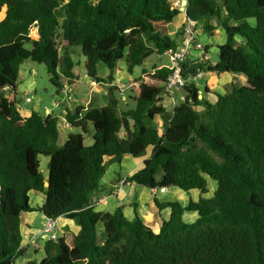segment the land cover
Masks as SVG:
<instances>
[{"label":"trees","instance_id":"obj_1","mask_svg":"<svg viewBox=\"0 0 264 264\" xmlns=\"http://www.w3.org/2000/svg\"><path fill=\"white\" fill-rule=\"evenodd\" d=\"M174 3L0 0V264H16L27 251L20 227L21 214L32 211L31 191L45 195L39 209L45 218L66 216L78 232L44 240V256L27 264H264V0H187L192 31L206 19L203 30L211 33L215 17L226 37L217 45V61L199 67L246 80L226 94L214 92V99L207 86L201 95L195 82L187 83L163 131L155 119L166 110L161 100L170 65L153 64L126 82L132 108L120 109L116 85L101 107L69 100L65 122L77 131L62 143L57 116L33 110L25 116L18 109L17 80L26 60L44 65L59 93L74 80L75 54L91 80L112 83L121 61L132 73L151 55L176 49L169 36L180 12ZM33 27L37 39L30 36ZM100 62L105 78L97 74ZM89 133L92 144L85 145ZM125 155L145 157L126 181L189 195L185 205L156 200L158 209H170L157 231L136 213L126 217L122 206L113 212L93 207V197L105 191L100 181L107 168ZM40 156L48 158L46 177ZM206 176L217 185L210 197H203L210 191ZM185 212H196V219L186 221Z\"/></svg>","mask_w":264,"mask_h":264},{"label":"crops","instance_id":"obj_2","mask_svg":"<svg viewBox=\"0 0 264 264\" xmlns=\"http://www.w3.org/2000/svg\"><path fill=\"white\" fill-rule=\"evenodd\" d=\"M179 1V0H178ZM176 2V0H175ZM182 0H180V4L178 5L179 14L176 16L175 20L170 24L169 27V33L174 34V36L179 37V41L177 42L178 46L181 45V33L183 32V25L186 24L185 19V10L182 9L181 6ZM175 5V3H174ZM177 6V5H175ZM186 9V6H185ZM225 11L222 13L224 15ZM210 24V21H209ZM214 29L211 31L210 35L212 34V39L215 36L214 32L215 29L222 31V35L224 36V40L218 45L223 44L225 42V34L223 32L222 27H216V25H212ZM204 27V26H203ZM202 27V28H203ZM38 32V31H37ZM196 32L201 37L202 32H205L204 30L198 29V26H196ZM216 34L218 32H215ZM221 33V32H220ZM199 37V38H200ZM38 35L34 38L37 39ZM177 46V47H178ZM206 46V45H205ZM209 51V50H208ZM166 55L167 54H163ZM210 56V55H209ZM189 60L185 62V66L187 64L189 65L188 71H192L193 68L199 67V64L202 61V58L199 55L198 51H193L189 55ZM75 61L77 62V65L74 67L73 72L75 74L74 80L71 84L66 85L67 93L62 92V90L57 93L55 90V95L51 97V106L44 105L42 107V110L38 107V105L33 104L30 100L29 102L25 101V98L29 97L31 99V95L36 96V86H37V73L36 70L32 67L33 63L30 60L24 61L19 68V75L17 80V92H18V98L19 103L18 109L23 115H29L31 111H37L40 114H53L59 118V131H60V143H62L68 133V128L70 126L67 125L65 122V106L66 103L69 101L68 96L70 94L71 99L77 102L78 104H81L85 107H101L107 104L108 101V91L109 88L112 85H116L120 88L118 92L120 97V109L126 110L128 108H132L130 106V101L127 98L128 92L125 90V83L128 80H132L134 78L133 72L129 73L126 69L125 62L121 61L123 65L119 63V68L117 72L114 75V81L112 83L105 82V83H96L95 81L91 80L85 71L84 67V60L82 58H76L74 57ZM146 60L143 61L144 65L147 63ZM211 61V60H210ZM153 64L158 65H165L162 63H154ZM212 64L214 62H211ZM80 65L84 67L83 72L80 69ZM141 65V66H142ZM151 65V66H152ZM150 66V67H151ZM143 67L142 69H144ZM147 69V68H145ZM134 71V69H133ZM142 72V70H141ZM84 73V74H83ZM209 73L206 74V76L209 77ZM228 74V73H227ZM108 75V73H107ZM106 75V76H107ZM190 75V73H188ZM231 75V74H230ZM232 75H240V74H232ZM242 75V74H241ZM244 76V75H243ZM122 79H125V81H122ZM246 80V78H245ZM123 85L124 87L121 88L120 86ZM243 85V84H242ZM177 89L173 90L169 94L162 95L161 103L163 106H165L166 110L163 114L156 117L155 122L160 129L159 126L163 125V129L166 128V124L168 123L173 107L178 103L175 100V96L177 95ZM210 90V89H209ZM232 88L230 89V91ZM227 91V92H230ZM8 92V91H6ZM211 94V91L209 92ZM201 96V95H200ZM181 99L183 96H180ZM131 100V99H130ZM134 102V101H133ZM60 107L63 108L62 111L59 114H55L54 110L55 108ZM164 119L161 122V125H159L158 120ZM167 119V120H165ZM161 130V129H160ZM145 157L141 158H135L131 157L129 155L123 156L121 162H114L112 163L106 170L104 176L102 177L100 184L105 187V191L103 194H100L98 196L93 197V207L96 211H108L113 212L117 207L122 206V210L126 217L129 219L133 218L135 213L142 219L144 224H146L148 227L152 228L153 230H158L161 226L163 218H167L170 209L164 208V209H158L156 206V200L159 202H166V201H179L183 205H185L188 201L189 195L184 192L183 190L176 188V187H169L165 188L163 190L161 189H150L143 186H139L133 182L126 181L125 178L135 172L142 164ZM46 171H45V177L47 176V160L44 161ZM41 165V164H40ZM209 176H206V180L209 181ZM216 182L213 180V183L209 185L210 191L206 194H203V197H210L213 195L214 190L216 189ZM161 193V195H160ZM171 193V194H169ZM197 192H192V196H197ZM45 200V195L42 192H36L31 191L29 193V204L32 208V211L23 212L21 214V227L20 231L22 234V246H27V250L32 248L35 249L34 246L27 244L28 239H30L32 236L37 235L40 231V229L43 226V223L45 221L44 215L40 212V207L43 205ZM40 219L39 224H37V219ZM197 213L196 212H185L183 214V218L188 221L192 222L196 219ZM63 219H69L66 216H60L56 219V227H57V234H59L60 228H62V233H70V234H76L71 233L68 229L69 222H63ZM68 224V226H67ZM36 240V239H35ZM38 243V241H36ZM42 245L39 244V247L37 249H40ZM36 250V249H35Z\"/></svg>","mask_w":264,"mask_h":264},{"label":"rangeland","instance_id":"obj_3","mask_svg":"<svg viewBox=\"0 0 264 264\" xmlns=\"http://www.w3.org/2000/svg\"><path fill=\"white\" fill-rule=\"evenodd\" d=\"M179 4H180V0L179 1L176 0L175 5L178 6ZM63 9H64V6H62V8H60L56 11V14L60 19L64 15ZM4 14H5V9H3L2 13L0 14V20L4 17ZM205 21H206V19L198 22V24H197L198 29L203 30L202 27H203V25H205ZM209 21H210L211 25L214 24V25H216V27H221V22L217 18H215V17L211 18ZM182 29L184 31V28H182ZM215 32H218V33L216 34ZM215 32H214L215 36L213 37V39L211 38L212 34L210 35V32H206V31L202 32L201 37L198 35V33L196 31L193 32L195 34V41L196 42L199 41L202 44L206 45L205 50L207 51L208 55H210L209 56L210 58L208 60H202L201 63L199 64V66L204 65V67H206V64L208 62H216L217 61V53H218L217 45H218V43H220L224 40V36L222 35L223 33H222V31H220V29L219 30L215 29ZM37 35H38L37 28L33 27L30 31V36H31V38L34 39ZM169 36L173 40H175L176 42L179 41V37L177 35L174 36V34H171V32H170ZM181 37H182V39H181V42H182L183 38H184V33L181 35ZM29 45L30 44H26L27 47H29ZM193 51H195V49H192V52ZM165 54H167V53H165ZM74 57L79 58V59L81 58L77 54H75ZM189 58H188V60H189ZM150 62L162 63L165 65L171 64V61L168 57V54H167V56L166 55L153 54L149 57V59L147 60V63H145L142 66H136L134 68L133 76L134 77L140 76L141 70L143 67L150 69V66L152 65ZM31 64L37 73V86H36V92H35L36 96H33V95L30 96L31 101H32V103H30V105L36 104L41 109V111H43L42 107L44 105L51 106V101H50L51 97L56 96L55 95V87H53V85L50 83L49 75L46 72L44 65L38 64L35 62H33ZM121 64L123 65L122 62H120V65ZM120 68H119V70H120ZM80 69L83 72L84 67L82 65H80ZM188 69H189V65L187 64L184 72L187 73V75H188V73H190L189 76H193L196 74V72L198 70L201 69V67H195V68H193L192 71H188ZM203 72H204V76L202 78H197L194 81H190V82H195L196 86L200 89L199 93H201V95H203V93H204V86H207L211 91V94H207V96L211 97V99H214V94H213L214 92H220L222 94H226V93H228L227 91H230V89L232 88L233 85L239 86V85H242L245 83V76H243L241 74L240 75H232V74L230 75L227 73L210 72L209 77H208V76H206V74L209 72L206 71V69H204ZM107 73H108V70H107L106 65L102 62L98 63L97 64L98 76L105 78ZM122 81H125V79H122ZM124 83L126 84V82H124ZM173 90H175V89H173ZM176 91L178 93L175 96V100L177 102H179L180 100H182L180 96H184L185 93H184L182 87L178 88ZM116 95L119 96L118 94H116ZM128 100L130 101V106L134 107V105H135L134 102L130 99H128ZM62 109L63 108L57 107V108H55L54 113L59 114L62 111ZM163 120L164 119L158 120V123L160 122L159 125H161V122ZM165 120H167V119H165ZM159 127H160L161 131L164 130L163 125L159 126ZM68 131L73 133V132H76L77 129L70 127V128H68ZM84 143H85V145L92 144L91 133L85 135ZM40 157H41L40 158L41 159L40 171L43 175H45L46 167H45L44 161H45V159L48 160V158L45 156H40ZM212 183H213L212 179H209V181L207 180L208 185H211ZM169 194H171V193H169ZM160 195H161V193H160ZM39 221H40V219L38 217L37 224H39ZM64 222H69L70 226H68V224H67V226H68V229L71 233H77L78 232V225H77L75 220L63 219L62 223H64ZM62 230L63 229L60 228L59 235L62 234ZM31 238L28 239V242L31 241ZM43 243H44V240L39 238L37 246H39V244L43 246ZM43 256H44V252H43L42 247L40 249H37L36 251H35V249L30 248L24 253V255L18 257L15 260V262H16V264H27L31 260H34L37 262Z\"/></svg>","mask_w":264,"mask_h":264},{"label":"built area","instance_id":"obj_4","mask_svg":"<svg viewBox=\"0 0 264 264\" xmlns=\"http://www.w3.org/2000/svg\"><path fill=\"white\" fill-rule=\"evenodd\" d=\"M193 24H194L193 21L186 22L184 27V38L183 41L181 42V45L174 50H169L166 52L171 61L170 68L172 69V72L168 77L167 83L164 86L163 95L169 94L170 92L173 91V89H178L180 87H183L187 83H190V81H194L195 79L202 78L204 76V72H203L204 70L202 69L198 70L196 74L193 76H189V75L183 76L181 74L182 72L181 64L187 61L189 55L192 52V49H195L196 51L199 52V55L202 58V60H208L210 58L207 51L205 50V45L199 41L197 42L195 41V34L193 33L194 31H192L190 27ZM120 87L123 88L124 86L121 85ZM62 92L67 93L66 87L62 88ZM68 99L69 100L71 99L70 94L68 96ZM30 100L31 99L29 97L25 98V101L27 102H29ZM67 125L69 126V124ZM37 237L43 240L56 239L57 237L56 219L46 218L39 233L37 235H34L31 238V241L27 242V244L38 245V243L35 240Z\"/></svg>","mask_w":264,"mask_h":264},{"label":"water","instance_id":"obj_5","mask_svg":"<svg viewBox=\"0 0 264 264\" xmlns=\"http://www.w3.org/2000/svg\"><path fill=\"white\" fill-rule=\"evenodd\" d=\"M187 4V0H182L181 2V6H182V9L185 10V6ZM65 56L62 55L59 57V65H61L62 61L64 60Z\"/></svg>","mask_w":264,"mask_h":264}]
</instances>
